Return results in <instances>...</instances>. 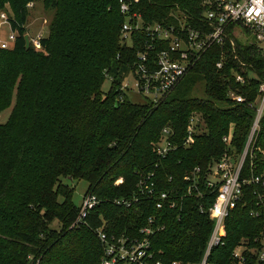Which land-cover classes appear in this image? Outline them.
<instances>
[{
	"label": "trees",
	"instance_id": "1",
	"mask_svg": "<svg viewBox=\"0 0 264 264\" xmlns=\"http://www.w3.org/2000/svg\"><path fill=\"white\" fill-rule=\"evenodd\" d=\"M128 1L146 26L177 25L174 15L181 10L191 15L192 27H208L201 0ZM38 2L54 16L41 49H27L29 6ZM7 4L13 17L5 11ZM120 7V0H0V13L8 14L17 33L13 48H0V115L12 107L8 120L0 122V264H101L104 248L97 227L105 224L108 232L138 237L150 218L162 227L151 240L163 264L196 263L205 254L214 226L209 208L218 195L205 182L217 161L244 151L263 95L264 52L256 41L236 37L232 26L225 43L207 49L165 100L133 103L120 86L152 39L141 29L132 33L131 44L124 42L126 15ZM157 54L150 56L154 60ZM194 113L203 121L187 146ZM165 128L174 132L175 147L161 156L156 145ZM263 150L264 111L244 175L251 167L256 175L264 173ZM194 173L201 195L187 194V177ZM148 176L155 197L139 189ZM68 179L86 181V193L102 199L88 225L73 226L80 207ZM254 187L244 188L226 218L225 244L213 248L210 262L237 264V245L253 242L264 231V212L251 215L254 209L262 212ZM162 191L183 198L175 208H158L156 196ZM118 199L133 203L125 207L115 203Z\"/></svg>",
	"mask_w": 264,
	"mask_h": 264
},
{
	"label": "built area",
	"instance_id": "2",
	"mask_svg": "<svg viewBox=\"0 0 264 264\" xmlns=\"http://www.w3.org/2000/svg\"><path fill=\"white\" fill-rule=\"evenodd\" d=\"M204 7L203 21L207 29L194 28L191 26L190 14L179 10L174 17L178 24L155 22L146 26L140 12L133 11L132 2L120 0L121 11L126 15V21L122 25V36L124 42L131 44V35L136 30L145 29L152 43L146 42V51L138 54V61L130 70L120 86L125 94L129 90L145 95L153 103L165 100L176 88L181 80L188 74L191 68L202 57V55L213 44H224L227 32L233 26L232 33L236 37L241 34H251L264 52V0H201ZM138 0H135V3ZM31 5V4H30ZM2 23H6L9 31H3ZM17 33L10 24V17L5 11L0 13V48L10 49L14 47ZM41 37L38 40L30 38L35 45L40 47ZM163 47L162 44H165ZM158 51L157 57L153 60L150 56L152 51ZM222 63H218L221 67ZM110 79V78H109ZM111 80V79H110ZM237 80L243 81L241 75ZM263 95L258 101L257 115L248 136L244 151L238 157L235 154H226L217 161L211 168L210 178L205 186L217 189L218 195L214 204L209 208L210 217L214 220L213 230L201 261L187 264H214L209 261V256L214 247L224 245L223 239L224 223L230 212L236 208L244 195V188L255 186L254 194L258 196V205L261 210H252L253 217H260L264 212V173L254 174L253 167L250 173L244 175L243 167L248 154H253V145L260 132V119L264 111V83L262 85ZM237 102H244L241 95H234ZM201 114L194 113L188 125V134L184 144L189 146L195 142L196 126L202 123ZM174 132L170 128L162 131V139L156 145V151L161 156H166L174 148L170 139ZM225 141L226 138H224ZM264 154V150L262 151ZM238 158V160H236ZM195 172H200L197 167ZM190 181L188 195L196 193L201 195L200 179L194 176L187 177ZM155 183L151 176L141 179L139 189L143 196L155 197ZM183 195L170 194L162 191L156 196L158 208L168 206L175 208ZM102 203V199L93 192L85 193L74 227L88 225L89 215L94 208ZM118 205L130 207L132 200L118 199ZM203 211L204 208L202 207ZM162 229L155 226V220L150 218L148 223L139 231V236H131L127 233L116 234L108 232L105 224L97 227L95 232L99 237L104 253L101 264H163L158 259L152 246L151 237ZM237 264H264V231L261 236L253 242L242 240L233 251ZM170 264H184L182 261L174 260Z\"/></svg>",
	"mask_w": 264,
	"mask_h": 264
},
{
	"label": "rangeland",
	"instance_id": "3",
	"mask_svg": "<svg viewBox=\"0 0 264 264\" xmlns=\"http://www.w3.org/2000/svg\"><path fill=\"white\" fill-rule=\"evenodd\" d=\"M5 11L9 13V16L13 17L11 6L9 4L6 5ZM29 11H30L29 12L30 14H29V18L26 24V29H27L26 34H28L31 39L34 38L36 40H38V37L43 38V37L48 36L49 23L52 17L54 16V11L50 10L49 8H45L42 2L31 4L29 6ZM1 24H2L3 31L8 32L9 31L8 25L6 23H2V21H1ZM239 38L242 41H256L255 37L251 34H241ZM31 45L37 50L41 49V45L40 47H38L35 45V42L31 41L30 46ZM110 84L111 82L108 79L103 86V90L107 91L110 87ZM127 95H128L129 100L133 103L143 104L149 101L147 96L134 93L132 92V90H129L127 92ZM11 110H12V107L6 109L5 111L1 113L0 115L1 123H5L8 120ZM236 160H238V158ZM65 181L69 183V185L75 187L74 202L77 204V206L81 207L83 197L88 188V183L83 180L78 181V180L68 179ZM53 226L58 228L59 225L58 223H54Z\"/></svg>",
	"mask_w": 264,
	"mask_h": 264
},
{
	"label": "water",
	"instance_id": "4",
	"mask_svg": "<svg viewBox=\"0 0 264 264\" xmlns=\"http://www.w3.org/2000/svg\"><path fill=\"white\" fill-rule=\"evenodd\" d=\"M25 40H26V48L29 49L31 41H30V37L28 34L25 35Z\"/></svg>",
	"mask_w": 264,
	"mask_h": 264
}]
</instances>
